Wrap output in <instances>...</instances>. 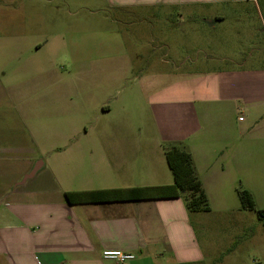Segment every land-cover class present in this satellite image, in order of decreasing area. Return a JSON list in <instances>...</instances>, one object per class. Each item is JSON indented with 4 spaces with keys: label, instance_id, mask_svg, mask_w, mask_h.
Here are the masks:
<instances>
[{
    "label": "crops",
    "instance_id": "1",
    "mask_svg": "<svg viewBox=\"0 0 264 264\" xmlns=\"http://www.w3.org/2000/svg\"><path fill=\"white\" fill-rule=\"evenodd\" d=\"M247 1L252 0H97L122 12L135 8L191 10L196 6L208 10L213 5ZM3 18L0 12V20ZM222 19L217 14L207 21L213 24ZM102 36L117 39L118 34L83 33L74 42L82 53L81 69L96 63V52H111L109 46L95 44V38ZM47 43L37 42L34 47L39 50ZM242 65L237 71L176 75L172 82L159 86L147 103L152 127H103L89 151L77 147L80 151L63 152L46 162L36 156L34 143L0 149L19 151L15 160L22 163L15 174L0 172V264H118L104 260V250L135 256L123 264H203L206 255L201 245L209 242L207 237L200 242L194 223L204 231L206 215L240 212L241 204H230L226 198L232 193L238 197L239 190L252 192L253 185L264 181V150L251 140L260 135L264 122L262 116H255L264 104V77L263 72L253 74L246 88ZM154 77L135 82L164 84L162 77ZM248 105L251 108L246 114L243 108ZM102 111L110 108L103 106ZM136 132L144 133L145 139H133ZM170 147L191 155L209 211L187 210L182 197L65 200L66 192L171 185L165 160ZM85 156L90 163H85ZM4 160L7 158L0 156V162ZM224 225L238 230L232 233L234 238L250 241L256 236L250 224L227 221Z\"/></svg>",
    "mask_w": 264,
    "mask_h": 264
},
{
    "label": "rangeland",
    "instance_id": "2",
    "mask_svg": "<svg viewBox=\"0 0 264 264\" xmlns=\"http://www.w3.org/2000/svg\"><path fill=\"white\" fill-rule=\"evenodd\" d=\"M210 7L122 12L97 0H1L0 149L34 143L36 156L46 162L63 152L89 151L103 127H152L147 103L176 75L237 71L243 64L246 88L253 74L263 72L264 77V0ZM217 14L223 19L207 21ZM109 31L117 39L102 36L95 44L109 46L111 52H96V63L81 69L82 53L73 46L79 35ZM45 41L44 48L35 49V43ZM154 76L164 84L135 82ZM103 106L110 111L103 112ZM250 108L243 110L247 114ZM255 116L264 118V104ZM132 136L144 140L146 135ZM251 140L264 150V122ZM19 154L0 150L7 158L0 162V172H18ZM85 163H90L86 156ZM252 188L253 210L206 215L205 232L194 223L200 242L204 237L209 242L200 244L203 264H264V227L256 215L264 209V181ZM226 199L240 204L236 194ZM226 219L250 224L255 238H234L238 230L224 225Z\"/></svg>",
    "mask_w": 264,
    "mask_h": 264
},
{
    "label": "trees",
    "instance_id": "3",
    "mask_svg": "<svg viewBox=\"0 0 264 264\" xmlns=\"http://www.w3.org/2000/svg\"><path fill=\"white\" fill-rule=\"evenodd\" d=\"M165 160L172 175V184L160 187H139L130 189H112L97 191L66 192L65 200L72 203L109 201V200H139L155 198H178L185 201L187 210L192 212H207L209 205L203 192L201 181L197 176L191 155L177 147H170L165 152ZM188 194V195H187ZM238 198L243 208L254 209V201L246 190L238 191ZM256 215L264 227V209L256 210Z\"/></svg>",
    "mask_w": 264,
    "mask_h": 264
},
{
    "label": "built area",
    "instance_id": "4",
    "mask_svg": "<svg viewBox=\"0 0 264 264\" xmlns=\"http://www.w3.org/2000/svg\"><path fill=\"white\" fill-rule=\"evenodd\" d=\"M101 257L104 260H111L115 261L118 264H123L125 262L133 260L135 256L131 253H124L118 250H104L101 253Z\"/></svg>",
    "mask_w": 264,
    "mask_h": 264
},
{
    "label": "water",
    "instance_id": "5",
    "mask_svg": "<svg viewBox=\"0 0 264 264\" xmlns=\"http://www.w3.org/2000/svg\"><path fill=\"white\" fill-rule=\"evenodd\" d=\"M33 174V172H31V174L30 175H32Z\"/></svg>",
    "mask_w": 264,
    "mask_h": 264
}]
</instances>
